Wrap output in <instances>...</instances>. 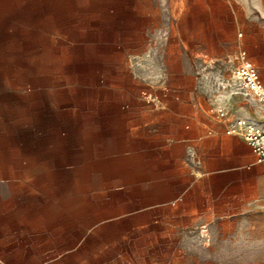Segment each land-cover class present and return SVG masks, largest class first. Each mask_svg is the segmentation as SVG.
Returning <instances> with one entry per match:
<instances>
[{
    "label": "crops",
    "instance_id": "1",
    "mask_svg": "<svg viewBox=\"0 0 264 264\" xmlns=\"http://www.w3.org/2000/svg\"><path fill=\"white\" fill-rule=\"evenodd\" d=\"M52 41L79 53H35ZM1 50L111 69L76 109L73 164L0 152V264H264V166L209 113L240 50L264 85V0H0Z\"/></svg>",
    "mask_w": 264,
    "mask_h": 264
},
{
    "label": "rangeland",
    "instance_id": "2",
    "mask_svg": "<svg viewBox=\"0 0 264 264\" xmlns=\"http://www.w3.org/2000/svg\"><path fill=\"white\" fill-rule=\"evenodd\" d=\"M45 46L48 50H35V53L46 52L52 56L62 53L67 57L79 53L64 49L71 47L67 43L52 41ZM50 61L51 64L32 67L27 66L25 60L12 57L10 50L0 51V76L3 77L0 82V152L4 157L18 149L24 160L27 154L34 153L51 160L65 158L63 164H73L78 150L74 130L76 109L81 101L90 105L91 95L111 67L77 65L73 60H67L70 61L67 64L56 63L64 61L62 58ZM232 68V63L225 60L215 69L218 80L212 86L216 89V100H222V104L240 95L248 98L231 78ZM224 105L227 107L228 103ZM258 228V249L263 250L264 225Z\"/></svg>",
    "mask_w": 264,
    "mask_h": 264
},
{
    "label": "built area",
    "instance_id": "3",
    "mask_svg": "<svg viewBox=\"0 0 264 264\" xmlns=\"http://www.w3.org/2000/svg\"><path fill=\"white\" fill-rule=\"evenodd\" d=\"M231 78L240 92L250 97L258 109L264 112V85L259 78L257 68L247 59L243 50H240L234 58ZM142 95L147 99H153L147 93ZM209 113L215 121L224 125V134L242 138L255 154L257 162L264 166V120L234 116L224 104L219 103L211 104Z\"/></svg>",
    "mask_w": 264,
    "mask_h": 264
}]
</instances>
